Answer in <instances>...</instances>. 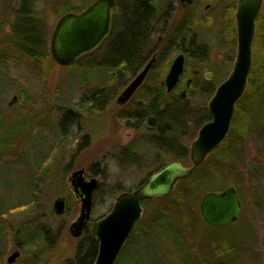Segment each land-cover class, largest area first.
Returning a JSON list of instances; mask_svg holds the SVG:
<instances>
[{"label": "rangeland", "instance_id": "1", "mask_svg": "<svg viewBox=\"0 0 264 264\" xmlns=\"http://www.w3.org/2000/svg\"><path fill=\"white\" fill-rule=\"evenodd\" d=\"M60 1L36 0V8L43 13L50 31L49 37L59 18L55 10L56 4ZM92 1L94 0L90 3ZM214 1L202 0L200 12L205 13L204 5ZM220 2V6L212 5L209 15L205 13L209 20L201 18L205 21V25L195 29L201 36L205 53H196V60L186 59L185 72L179 87L181 88L185 78L193 79L192 88H195V91L187 97L189 108L197 109L203 105L207 107L209 100L201 96L200 89L204 86L215 85L218 78L226 79L235 59L237 45L235 21L234 35L228 38V31L223 28L224 21H221L225 1ZM167 3L171 7H176L175 0H161L158 8L163 9ZM1 7L0 0V9ZM176 14L175 11L171 16L174 18ZM9 22V16L5 11L0 10V39L9 32ZM166 22L167 25L162 34L157 35L158 27L152 31L150 46L155 44L159 38L162 41L168 29L177 26L181 21ZM161 41L157 42V47ZM232 42L235 43L234 49ZM3 49L4 45L0 44V51ZM176 54L172 55L164 71L160 72L161 79ZM95 57L97 58L98 55ZM82 64L68 69L57 65L50 56L48 64L43 63L31 72L14 61L0 63V118L5 119L7 123V127L0 128V138L16 131L15 141L9 143L12 147L11 155L19 153L17 159L31 165L29 169H25L17 164L8 163L12 161V156L3 157L0 160V195L8 203H15L28 201L33 190L38 204L31 209L24 207L14 212L10 225L26 218L35 219L36 215L40 214V222L50 227L49 248L42 252L41 259L32 261L31 253L24 252L21 253L20 260L14 264H32V262L33 264H69L79 245H82L79 254L85 253L87 244L82 240L84 236L74 238L68 232L70 224L75 220L79 211V204L68 189L66 182L70 172L83 168L90 173V165H93L95 169L96 174L93 176L99 180V189L95 193L91 210L90 223H92L109 212L119 193L136 188L159 165L153 156L152 144L157 131L149 132L144 126L139 130L130 128L118 119L119 115L131 109L134 104L133 99L120 107L114 103V97L130 80L131 75L127 71L117 86H109L111 89L109 97H112L105 107L96 106L88 109L85 114L80 109L72 113L71 110L68 111L67 107L74 109L79 104H84L85 96L100 87L101 83L106 84L107 81L105 77L103 82L101 81L99 75L102 72L94 67V63L83 62ZM207 72L213 75L211 81L204 79L203 74ZM13 95L17 96V101L8 106L7 103ZM71 114L75 117L78 114L77 120L66 127L63 135H59V121L70 117ZM198 129L192 121L187 119L182 121L178 138L188 149L196 138ZM127 147L128 151H126ZM1 148L2 145H0ZM246 156V161H253V165L264 166V136L259 139V142H248ZM38 162H42V166L37 169V172L40 170L38 173L40 179L33 187L32 183L36 174L35 165ZM3 163L6 166H2ZM231 172L229 169L224 172L223 188L233 186L237 191L238 187L243 188L242 182L251 188L249 193L247 190L244 193L247 205L245 211L240 200L241 213L237 220L240 222L247 220L248 209L254 204L252 195L257 192L258 186L260 185L264 190V179L263 181L253 179L246 167L234 168ZM215 183H210L205 192L213 191ZM56 196L69 198V206L60 216L52 213V202ZM201 196L193 202L199 217L193 235L196 240H200L201 235L206 233L228 237L229 234L239 233L237 222L234 226L229 227L228 224L209 229L199 213ZM145 212L146 210L143 209V215ZM33 229L27 231L34 233ZM250 229L253 232L252 240L248 254L243 256L244 261L241 264H264V212H259L256 221H252ZM10 240L9 231L0 240V264H7L5 259L13 250ZM193 249L196 250V247ZM171 250H174L173 256L179 259V250L173 248L163 251L160 242L153 241L151 238L146 239L145 245L127 246L125 243L118 255L117 264H151L154 259L160 264H173L178 260L176 257L174 261L168 259ZM204 253L205 248H202L198 257Z\"/></svg>", "mask_w": 264, "mask_h": 264}, {"label": "trees", "instance_id": "2", "mask_svg": "<svg viewBox=\"0 0 264 264\" xmlns=\"http://www.w3.org/2000/svg\"><path fill=\"white\" fill-rule=\"evenodd\" d=\"M90 1L61 0L56 4L55 13L60 17L68 12H80L89 5ZM235 1L233 0V5H235ZM195 2L202 3V1L193 0L190 7L196 10ZM1 3L0 10L6 12L10 22L9 32L0 39V44L4 45V49L0 51V63L14 61L17 65L24 66L31 72L43 63L48 64L50 62V31L43 13L36 8V0H1ZM151 6V0H116L109 36L96 52L81 57L66 68L72 69L79 64L83 65V62H92L94 67L102 72L99 75L101 81L103 82L104 77L107 80L103 88L98 87L85 96L84 104H79L74 109L67 107L71 113L80 109L85 114L88 109L96 106L101 108L104 98H106L107 105L112 97H109L111 91L109 86H116L126 71L131 74L134 73L148 61L151 53L156 51L157 55L152 65V73L154 74L155 71L158 73L154 74L153 81L151 80L152 83L149 86L144 85L136 91L132 98L134 103L132 108L124 112L121 117L127 125L132 124L129 126L137 130L141 129V124L146 117L153 116L157 119V136L152 139V144L153 156L159 165L152 171L154 172L170 160H177L184 166H190L189 149L178 138L182 121L184 119L190 120L196 128H200L211 117L205 105L197 109L189 108L188 99L182 100L177 95L179 86L167 93L161 79V73L174 53L186 52L188 58L192 59H196V53H205L201 36L195 31L196 28L205 25V21L202 19L200 21L197 15L189 18L191 21H181L177 26L170 27L158 47L151 50L150 38L153 27L152 21H148ZM223 14L225 18L223 28L228 31V38L229 30L231 31V38L234 35V21H229V10H223ZM232 47L234 49V42H232ZM95 55L98 57L96 58ZM251 58L252 63L246 88L235 105L234 116L226 137L198 167L175 184L168 196L156 197L142 202L146 212L135 225L132 235L126 242L127 246L132 244L145 245L146 239L151 238L153 241L160 242L163 251L173 248L179 250V259L173 256L174 250H171L168 259L174 261L176 257L178 260L173 264H235L231 257L235 258L237 249L242 244L251 243L253 232L250 227L252 221H256L259 212H264V190L259 184L257 192L252 195L254 204L248 209L247 220L237 222L239 223L237 225L239 233L229 234V237L206 233L201 235L200 240H196L193 236L199 221L193 202L198 200L210 183L216 182L213 185V191L223 190L225 188H223L224 172H227L228 169L231 172L234 168L240 167H246L253 179H259V181L264 179V166L260 167L261 164L256 166L252 164L253 161H246L248 142H259V139L264 136V3L255 21ZM159 69L160 71H158ZM223 80L218 78L215 85L201 89V96L205 100H209L214 94L215 88ZM193 91L195 88L189 91L188 97ZM129 114L132 115L131 119L126 117ZM77 117L78 114L76 117L71 114L70 117L61 119L59 121V135H63L66 127L75 122ZM6 124L5 119L0 118V128L7 127ZM15 132L12 131L8 136L0 138V145H2L0 160L10 155L12 161H8V163L29 169L31 165L19 158L17 159L19 153L11 155L12 147L9 146V143L15 141ZM5 163L2 166H6ZM35 166L36 174L32 183L33 187L40 179L38 174L40 170L37 172V169L42 166V162L36 163ZM89 172L92 175L96 174L93 165L89 166ZM242 187V189L237 188V193L245 211L247 205L244 193L245 190L249 193L251 188L244 185L243 182ZM31 193L28 201L15 203H8L0 195V235L4 233L1 230L3 227L18 228L15 232L23 235L24 252H30L31 260L35 261L40 260L42 252L49 248L48 239L45 238L43 230L40 229L47 225L40 222V214L36 215L35 219L26 218L10 225L14 212L24 207L31 209L38 204L33 190ZM234 225L235 223L229 227ZM31 228H35L37 231L28 234L27 230ZM208 228L213 229L210 226ZM85 237L84 243L87 244L85 253L79 254L82 245L77 246L75 249L76 256L69 264L92 263L96 253V242L89 232L86 233ZM195 247L196 250L193 249ZM202 248H205V253L198 257ZM230 258L231 260H229ZM151 264L160 263L154 259Z\"/></svg>", "mask_w": 264, "mask_h": 264}, {"label": "water", "instance_id": "3", "mask_svg": "<svg viewBox=\"0 0 264 264\" xmlns=\"http://www.w3.org/2000/svg\"><path fill=\"white\" fill-rule=\"evenodd\" d=\"M187 6L191 0H178ZM262 0H240L237 5L236 55L227 78L215 89L207 104L210 121L203 124L197 137L189 146L190 166H184L177 160H170L152 172L142 183L131 191L119 193L109 212L92 225V234L98 248L93 264H114L125 242L131 236L135 225L143 214L142 202L156 197L168 196L175 184L187 177L206 157L224 140L234 116L235 105L242 97L252 63V41L255 20ZM115 0H94L80 12H68L56 21L51 32L49 53L59 66H69L81 57L95 51L110 32L111 15ZM155 61L152 57L143 69L126 85L116 97L118 105H124L139 88ZM184 55H176L171 61L164 78L166 92L176 86L183 71ZM207 73L206 78H210ZM191 89V80L187 79L179 93L185 99ZM17 101L13 95L7 105ZM149 127L155 126V118L146 121ZM72 191L80 198V211L70 224L69 233L79 237L86 226L92 207V193L98 185L96 178H84V169L73 171L67 178ZM68 208L65 196H56L52 202V213L63 215ZM199 213L203 222L210 227H222L236 222L241 213V202L236 189L228 186L222 191L205 192L199 202ZM19 251L12 252L6 258L7 264H13L19 258Z\"/></svg>", "mask_w": 264, "mask_h": 264}, {"label": "flooded vegetation", "instance_id": "4", "mask_svg": "<svg viewBox=\"0 0 264 264\" xmlns=\"http://www.w3.org/2000/svg\"><path fill=\"white\" fill-rule=\"evenodd\" d=\"M159 1H161V0H151V11H150V15H149V18H148V21H152V31L153 30H156V28L158 27V29H157V31H159L158 33H157V35H159V34H162L164 31H165V28H166V25H167V22L166 21H191L189 18H191L193 15H197V16H199L198 18H199V20L200 21H202L201 20V18H203L204 20H209V17H208V13L211 11V7H212V5L213 4H216V6H220L221 5V0H211V1H214L213 3L212 2H208V3H206L205 5H204V7H203V10H204V12L205 13H207V14H205V13H201L200 12V10H199V8H200V5H201V2L200 3H197V2H195V5H197V8H196V10L195 9H192L190 6L192 5L191 3L193 2V0H191V2L187 5V6H182L181 5V3L178 1V0H175L176 1V7H171V5L169 4V3H167L166 4V6H164V8L163 9H159L158 8V5H159ZM202 1V0H201ZM225 2H224V5H223V10H229V21H235V15H236V9H237V5H238V2L240 1V0H236L235 1V5H233V0H224ZM115 3H116V0H115ZM263 3H264V0H262L261 1V5H260V9H261V6L263 5ZM233 6H234V10H233ZM114 8H115V4H114V7H113V9H112V14H113V11H114ZM223 10H222V13H221V21H225V18H224V14H223ZM175 11L177 12V14H176V17H172L171 15L172 14H174L175 13ZM259 12H260V10H259ZM259 12H258V14H259ZM111 17H112V15H111ZM258 17V16H257ZM112 19V18H111ZM212 19V18H211ZM112 21V20H111ZM224 25V24H223ZM110 29H111V24H110ZM235 32H236V24H235ZM110 33V32H109ZM230 34H231V31L229 30V38H230ZM109 36V35H108ZM157 40V39H156ZM104 41H105V39H104ZM103 41V42H104ZM161 40H160V38L157 40V42L159 43ZM102 42V43H103ZM157 42L155 43V44H153L152 46H151V50H153V49H155V48H157ZM102 43H101V45H102ZM153 43V42H152ZM100 45V46H101ZM99 46V47H100ZM98 49V48H97ZM96 49V50H97ZM192 50V49H191ZM177 54H180V53H182V54H184V56H185V60H184V66H183V71H182V73L180 74V76H179V80H178V82H177V84H176V86H179V84L181 83V80H182V78H183V75H184V72H185V64H186V59H192V58H188V53H186V52H182V51H178V52H176ZM189 53H191V51H189ZM176 54V55H177ZM156 55H157V53H156V51H153L152 53H151V56H150V58L151 57H156ZM175 55V56H176ZM194 60H196V59H194ZM170 65V64H169ZM168 68H169V66H168ZM168 68H167V70H166V72H165V75H166V73H167V71H168ZM142 69V67H140V68H138L137 70H135L134 71V73H130V75H131V77H130V80L126 83V85L135 77V75L140 71ZM208 73V72H207ZM207 73H204L203 74V76H204V79H206L207 81H211L212 80V78H213V75H212V73H211V77L210 78H206V75H207ZM165 75H164V77H163V79H162V84H163V87H165V84H164V78H165ZM154 78V75H153V73H152V67L150 68V70L148 71V73H147V75L145 76V79H144V81H143V83L139 86V87H142V86H144V85H146V86H149L152 82H150L152 79ZM187 79H190L191 80V88H192V85H193V79L192 78H185L184 79V81H183V83H182V85H181V88H182V86H183V84L185 83V81L187 80ZM120 83V81H118V84ZM117 84V85H118ZM116 85V86H117ZM125 85V86H126ZM105 86V83H101V85H100V87L101 88H103ZM124 86V87H125ZM175 86V87H176ZM123 87V88H124ZM174 87V88H175ZM180 88V89H181ZM119 94V93H118ZM117 94V95H118ZM117 95L114 97V102H115V99H116V97H117ZM103 107H105L106 106V98H104L103 99ZM123 106V105H122ZM119 107V106H118ZM131 116L132 115H126V117H128L129 119H131ZM122 117V114L121 115H119V117H118V119L120 120V121H122L127 127H130V128H132V126H129V125H132V124H129V125H127L126 124V122H124V120L121 118ZM147 119H148V117H146L144 120H143V123L141 124V128L144 126L146 129H147V131H149V132H154V131H157V125H158V121H157V119L155 118V126H153V127H149L148 125H147V123H146V121H147ZM210 121V120H209ZM208 122V121H207ZM205 124V123H204ZM199 130V129H198ZM197 134H198V132H197ZM197 137V136H196ZM128 148V147H127ZM83 169V168H82ZM75 171V170H74ZM73 172V171H72ZM70 174H71V172H70ZM69 174V175H70ZM93 176H91V174L90 173H87L86 171H85V169H84V178H85V180H89L90 178H92ZM148 177V176H147ZM146 177V178H147ZM68 178V177H67ZM145 178V179H146ZM144 179V180H145ZM143 180V181H144ZM142 181V182H143ZM66 182H67V186H68V189L70 190V192L74 195V197L76 198V201L78 202V204H79V211H80V198H79V196H78V194H76V193H74L73 191H72V189L70 188V185H69V183H68V181H67V179H66ZM99 189V182H98V185H97V187H96V189L93 191V193H92V207H93V204H94V196H95V193L97 192V190ZM67 198V201H68V206H69V198L68 197H66ZM92 207H91V210H92ZM79 211H78V214H77V216L79 215ZM77 216L75 217V219L77 218ZM90 216H91V212H90ZM90 221H91V218H89V220H88V222H87V224H86V226L83 228V231H82V234L79 236V237H83L84 239H82V240H85V236H86V233L87 232H89L90 233V235L94 238V240H95V242H96V253H97V248H98V244H97V240L95 239V237L93 236V234H92V225L95 223V222H92V223H90ZM235 223V222H234ZM90 224V225H89ZM238 228V227H237ZM17 229L18 228H16V227H11V226H6V227H3V228H1V230L4 232L2 235H0V240H2V238H4L5 236H6V234H7V232L9 231V236H10V242H11V244H12V248H13V250L12 251H16V250H18V251H20V256H21V253H24V249H23V247L25 246V242H24V240H23V235H21L19 232H15V231H17ZM41 230H43V232H44V236H45V238H47V239H49V234H50V227H43V228H40ZM239 229V228H238ZM30 230V229H29ZM34 230V232L35 231H37L35 228L33 229ZM68 232H69V230H68ZM31 234V233H33V232H29L28 231V234ZM70 234V233H69ZM71 235V234H70ZM73 237V236H72ZM78 237V238H79ZM74 238H77V237H74ZM249 245H250V243H245V244H242V246L240 247V248H238L237 249V251H236V255H235V258H233V257H231L233 260V262L235 263V264H241L242 263V261H244V259H243V256L244 255H247L248 254V249H249ZM11 251V252H12ZM10 252V253H11ZM96 253H95V255H96ZM8 256V255H7ZM7 258V257H6ZM231 258L229 259V260H231ZM20 260V257H19V259L18 260H16V262H18ZM5 261H6V259H5ZM231 261V262H232ZM16 262H14V263H16ZM31 262V261H30ZM29 262V263H30ZM13 263V264H14ZM232 264V263H231Z\"/></svg>", "mask_w": 264, "mask_h": 264}, {"label": "bare ground", "instance_id": "5", "mask_svg": "<svg viewBox=\"0 0 264 264\" xmlns=\"http://www.w3.org/2000/svg\"><path fill=\"white\" fill-rule=\"evenodd\" d=\"M61 16H62V15H61ZM49 42H50V41H49ZM96 51H97V50H95V51H93V52H91V53H94V52H96ZM91 53H90V54H91ZM177 55H178V54H177ZM183 55H184V54H183ZM174 57H175V56H174ZM151 58H152V57H151ZM151 58H149L148 61H149ZM155 59H156V57H155ZM172 60H173V59H172ZM184 60H185V56H184ZM148 61H146V63H147ZM154 62H155V61H154ZM146 63L143 64V65L141 66L142 69H143V67L146 65ZM71 65H72V64H71ZM152 65H153V64H152ZM69 66H70V65H69ZM65 67H68V66H65ZM151 67H152V66H151ZM142 69H141V70H142ZM141 70H140V71H141ZM140 71H139V72H140ZM139 72H138V73H139ZM138 73H137V74H138ZM137 74H136V75H137ZM136 75H135V76H136ZM142 83H143V82H142ZM125 87H126V86H125ZM125 87H124V88H125ZM204 87H207V86H204ZM204 87H202L201 89H203ZM124 88H123V89H124ZM139 88H140V87H139ZM139 88H138V89H139ZM123 89H122V90H123ZM138 89H137V90H138ZM164 89L166 90L165 87H164ZM173 89H174V88H173ZM173 89H172V90H173ZM181 89H182V88H181ZM181 89H179L178 92H177L178 97H179V93H180ZM201 89H200V90H201ZM215 89H216V88H215ZM122 90H121V91H122ZM137 90H136V91H137ZM190 90H191V89H190ZM121 91H120V92H121ZM136 91H135V93H136ZM120 92H119V94H120ZM135 93H134V94H135ZM167 93H168V92H167ZM188 93H189V91L186 93V94H187L186 98H185V99H182V100H186V99H187V97H188ZM119 94H118V95H119ZM134 94H133V96H134ZM118 95H117V96H118ZM133 96H132L129 100H131V99L133 98ZM212 96H213V95H212ZM179 98H180V97H179ZM180 99H181V98H180ZM129 100H128V101H129ZM209 100H210V99H209ZM128 101H127V102H128ZM127 102H126V103H127ZM114 103H115L116 106H119V107L122 106V105H118V104H116V102H114ZM126 103H125V104H126ZM125 104H124V105H125ZM12 105H13V104H12ZM149 117H153V116H148V118H149ZM154 118H155V117H154ZM71 173H72V172H71ZM91 175H92V174H91ZM92 176H93V175H92ZM93 177L96 178L95 176H93ZM96 179H97V178H96ZM97 181L99 182L98 179H97ZM203 194H204V193H203ZM203 194H202V195H203ZM200 199H201V198H200ZM66 210H67V209H66ZM17 251H18V250H17ZM75 251H76V250H75ZM12 252H14V251H12ZM12 252H11V253H12ZM11 253H9L8 256H9ZM19 253H20V251H19ZM96 254H97V253H96ZM75 256H76V252H75L74 257H75ZM19 257H20V255H19ZM95 258H96V255H94V258H93V261H92L91 264L94 263ZM18 259H19V258H18ZM18 259H17V260H18ZM73 259H74V258H73ZM15 262H16V261H15ZM71 262H72V261H71ZM115 263H116V262H115ZM115 263H114V264H115Z\"/></svg>", "mask_w": 264, "mask_h": 264}]
</instances>
